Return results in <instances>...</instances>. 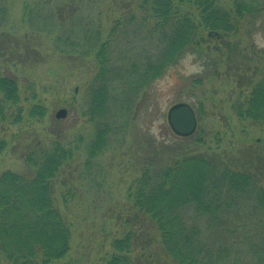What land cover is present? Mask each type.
Listing matches in <instances>:
<instances>
[{
	"label": "trees",
	"instance_id": "16d2710c",
	"mask_svg": "<svg viewBox=\"0 0 264 264\" xmlns=\"http://www.w3.org/2000/svg\"><path fill=\"white\" fill-rule=\"evenodd\" d=\"M7 1L0 0V50L10 42V34L4 31L9 17ZM84 3L85 0H25L19 18L21 27L46 37L56 54L94 61L95 74L85 102L93 131L83 146V174L90 173L111 139L118 138L116 118L126 115L134 97L184 53L200 46L202 33L225 47V58L231 64V54L238 47L239 23L257 18L264 11V2L259 0H140L136 13L143 16L138 19L132 14L125 21L115 20L102 39L99 20L73 17ZM130 26L132 32L144 34L149 46L137 50L131 46L132 41L127 43ZM17 43L13 33L12 45ZM12 56L16 60L37 57L28 50L12 51ZM19 101L16 79L0 76V122L6 120L11 106L17 107L12 112V123L20 121L23 111ZM232 110L241 119L264 122V75L249 97L234 103ZM25 114L28 118H42L45 109L33 105ZM124 119L123 131L129 118ZM5 148L1 140L0 153ZM170 149H164L162 155L153 150L141 159L140 174L130 184L126 197L137 212L125 220V232L112 239L113 252L104 264H145L154 238L149 232L152 226L161 249L174 264H234L235 244L230 236L237 227L228 225H234L235 217L246 206L264 210L263 166H254L256 162L260 164L254 155L237 163L227 152H191L182 148L170 160L162 161L166 153L172 156ZM73 156V149L53 141L48 147L27 153L24 173L0 174V264H74L73 260L65 261L71 228L56 206L53 185ZM65 198L66 195L64 202ZM129 222L131 227L137 223L138 229L128 228ZM242 249L240 252H250L248 247ZM253 252L258 259L244 264H262L264 256Z\"/></svg>",
	"mask_w": 264,
	"mask_h": 264
},
{
	"label": "rangeland",
	"instance_id": "374dc122",
	"mask_svg": "<svg viewBox=\"0 0 264 264\" xmlns=\"http://www.w3.org/2000/svg\"><path fill=\"white\" fill-rule=\"evenodd\" d=\"M23 1H7L9 17L4 31L10 34V42L0 50V76L16 79L20 92L18 107L23 111L20 121L12 123V112L17 107L11 106L6 120L0 122V141L6 144L0 153V174L5 171L24 173L27 153L48 147L53 141L74 150L72 160L53 181L56 206L71 228L70 250L65 261L104 264L109 258L113 252L112 239L125 232L124 222L137 212L127 201L128 188L140 174L141 159L153 150L162 155L164 149L171 148L172 156L166 153L162 161L173 158L179 148L191 152H227L237 163L254 155L260 163L254 166L259 165L261 169L263 166L264 170V122L241 119L232 110L234 103L249 97L264 75V11L257 18L250 17L239 23L238 47L231 54V64L225 58V47L206 39L208 34L202 33L200 46L184 53L134 97L126 115L122 113L116 118V126L120 127L118 138L111 139L107 151L96 159L90 173L83 174L86 167L83 146L93 131L85 102L95 74L94 61L60 56L46 37L21 27ZM138 1L85 0L73 17L99 20L104 39L115 20L125 21L132 14L138 19L143 16L136 13ZM127 30V43L132 41L133 48L149 46L143 33L132 32L131 26ZM13 33L18 45H12ZM15 50L18 53L28 50L32 56L36 53L37 60L34 57L13 59ZM179 103L189 104L197 120L196 131L186 141L178 139L181 137L172 132L167 122V111ZM33 105L45 109L44 117L26 116ZM60 109H66L67 115L56 119L55 114ZM125 116L129 119L123 131ZM261 187L264 189V177ZM245 208L242 214L232 216L234 225H228L237 227L230 236L235 244L232 245L234 264L257 260L255 250L259 256H264V210L258 211L254 205ZM132 222L128 228L138 229L137 223L131 227ZM149 232L154 238L145 264H174L161 249L153 226ZM246 247L250 252H240V248ZM139 253L137 249L136 254Z\"/></svg>",
	"mask_w": 264,
	"mask_h": 264
},
{
	"label": "water",
	"instance_id": "95a60500",
	"mask_svg": "<svg viewBox=\"0 0 264 264\" xmlns=\"http://www.w3.org/2000/svg\"><path fill=\"white\" fill-rule=\"evenodd\" d=\"M211 33L210 35H214ZM67 115L66 109L56 112V119H63ZM167 122L174 134L179 137L191 136L197 127L196 115L192 107L187 103H179L171 106L167 111Z\"/></svg>",
	"mask_w": 264,
	"mask_h": 264
}]
</instances>
